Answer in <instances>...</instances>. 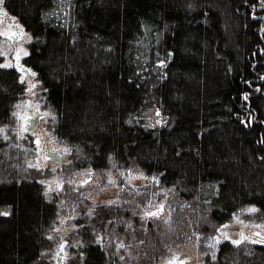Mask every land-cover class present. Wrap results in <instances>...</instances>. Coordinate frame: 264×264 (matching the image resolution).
<instances>
[{
  "label": "trees",
  "instance_id": "16d2710c",
  "mask_svg": "<svg viewBox=\"0 0 264 264\" xmlns=\"http://www.w3.org/2000/svg\"><path fill=\"white\" fill-rule=\"evenodd\" d=\"M3 5L31 35L24 64L70 150L62 173L101 174L113 160L152 182H122L114 205L83 198L93 180L48 198L32 150L0 132V264H45L66 212L85 245L65 264H163L193 242L202 264H264V243L209 248L240 209L264 218V0ZM25 95L19 71L0 66V129ZM159 203L166 213L148 215Z\"/></svg>",
  "mask_w": 264,
  "mask_h": 264
},
{
  "label": "rangeland",
  "instance_id": "374dc122",
  "mask_svg": "<svg viewBox=\"0 0 264 264\" xmlns=\"http://www.w3.org/2000/svg\"><path fill=\"white\" fill-rule=\"evenodd\" d=\"M4 12L8 13L2 3L0 4V56L3 58V65H11L10 67H14L19 71L21 79L26 82V95L24 99L14 105L12 118L8 124L3 126L2 129H4V131L2 133L14 146L32 150L33 157L29 165L38 164L39 166L30 167L47 172L48 175V177L40 180V183L44 185L47 197L50 198L53 193H58L62 187L68 184L69 186L78 187L86 183L87 175L92 173L93 182L85 185V187L88 188L83 192V198L90 200L94 206L119 204L121 202L120 191L122 182L134 188H141L150 184L152 182L151 178L143 174L120 170L113 160H111L109 168L101 174L87 168L77 171L72 175L64 172L62 173L61 171L62 168L67 165V159L62 163L47 162V152L45 148H49L50 151L56 150L59 154L66 155V157L70 154V150L68 147L61 145L54 135L53 128L56 124L55 113L42 99L35 73L24 64V58L29 55L28 45L31 41V35L23 28L17 18L9 13V16L13 20L10 22L6 21L2 16ZM16 27L18 28V32L15 30ZM14 32L18 33L20 37L18 44L13 43L14 34L17 36ZM18 65H23L29 69L31 74L29 78L24 79L25 75L18 69ZM32 85H35V87L32 88ZM30 88L31 91L29 90ZM40 119L41 121L40 124L37 125V128L30 131L33 121L35 120L36 122V120ZM155 120L158 123L161 122L158 113L155 115ZM25 128H27V131H24ZM37 139L40 141L39 147L36 143ZM110 201H114L115 203H109ZM161 204L162 203H159L154 208L150 209L149 212L160 210ZM253 208L256 209V211H249V209ZM77 217L78 214L74 215V213L71 212H66L61 215L54 228L57 235L52 234L50 236L53 245L42 253L40 262H44L45 264H57V260L60 259V264H65L69 258L72 257L74 250H82L84 248L85 243L82 237L78 236L79 226L75 223ZM225 225H227V227H225ZM225 225L217 230L215 236L219 237L220 243L224 241L232 242L233 240H240L241 243H254L253 241L258 240L251 237L250 233L258 232L264 235V218L258 214V210L255 206H246L240 209L233 220ZM221 229L223 233L227 234V239H225ZM70 238H72V241ZM220 243L215 244V240L213 239L211 244H215V247H209L211 248L210 252L212 254L215 253ZM255 243L264 242L258 241ZM61 245L64 246L62 252L60 251ZM202 256L203 255L199 253L197 243L193 242L171 251L162 260V263L202 264Z\"/></svg>",
  "mask_w": 264,
  "mask_h": 264
},
{
  "label": "water",
  "instance_id": "95a60500",
  "mask_svg": "<svg viewBox=\"0 0 264 264\" xmlns=\"http://www.w3.org/2000/svg\"><path fill=\"white\" fill-rule=\"evenodd\" d=\"M3 16H7L9 18L10 21H12L13 19L9 16L8 13L4 12L3 13ZM15 30L18 32V28L16 27ZM19 40H20V37L19 35L17 36H13V43L14 44H18L19 43ZM19 63V61H18ZM18 69L24 73L25 75V78L24 79H27L30 77V72H29V69L23 65H18ZM37 127V123L35 122L32 127L30 128V131H33L35 130ZM47 154H46V159H47V162L48 163H62L65 158H66V155H61L58 153V151L56 150H53V151H50L49 148L45 149ZM93 179V173L92 174H88L87 175V181L86 182H89ZM156 213H158L157 215L159 216H162L166 213V210L165 208L163 207L162 210H158ZM258 232H254V233H250V236L257 239L259 242H264V235H261L259 233V235H257ZM57 264H60V259L57 260Z\"/></svg>",
  "mask_w": 264,
  "mask_h": 264
},
{
  "label": "snow or ice",
  "instance_id": "6c2138e0",
  "mask_svg": "<svg viewBox=\"0 0 264 264\" xmlns=\"http://www.w3.org/2000/svg\"><path fill=\"white\" fill-rule=\"evenodd\" d=\"M2 3H3V0H0V4H2ZM25 54H27V53H25ZM0 66L10 67L11 65H0ZM34 87H35V85H32V88H34ZM29 90L31 91V88ZM3 131H4V129H0V132H3ZM24 131H27V128H25ZM36 143H37V146L39 147V143H40L39 139L36 140ZM30 166L38 167L39 165L37 164V165H30ZM110 182H113V181H110ZM109 203H115V202L114 201H110ZM162 208H163V206H161V210H162ZM249 211L254 212V211H256V209H254V208L253 209H249ZM157 214L158 213H148V215H151V216H155ZM225 227H227V225H225ZM221 232L224 235L225 239H227L228 238L227 234L223 233L222 229H221ZM257 235H259V233H257ZM213 239L215 240V244L220 243L219 237H214ZM244 239H246V238H244ZM253 242L255 243V242H258V241H253ZM232 243L236 244V245H239L241 243V241L240 240H233ZM215 244H210L209 247L214 248ZM63 247H64L63 245L60 246V251L61 252L63 251ZM120 247H124V245L121 244ZM58 255H59V253H58Z\"/></svg>",
  "mask_w": 264,
  "mask_h": 264
},
{
  "label": "flooded vegetation",
  "instance_id": "af4514ba",
  "mask_svg": "<svg viewBox=\"0 0 264 264\" xmlns=\"http://www.w3.org/2000/svg\"><path fill=\"white\" fill-rule=\"evenodd\" d=\"M2 16H3V14H2ZM3 18L4 19H6V21H9L10 22V20H9V18L7 17V16H3ZM14 33H16V32H14ZM17 35H18V33H16ZM14 36H15V34H14ZM42 119V118H41ZM41 119L40 120H36V123H37V125L38 124H40V121H41ZM35 123V120L33 121V124ZM32 124V125H33ZM37 128V127H36ZM45 149H47V148H45Z\"/></svg>",
  "mask_w": 264,
  "mask_h": 264
}]
</instances>
